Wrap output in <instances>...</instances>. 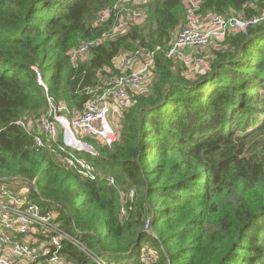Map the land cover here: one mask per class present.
I'll return each instance as SVG.
<instances>
[{
	"label": "trees",
	"instance_id": "trees-1",
	"mask_svg": "<svg viewBox=\"0 0 264 264\" xmlns=\"http://www.w3.org/2000/svg\"><path fill=\"white\" fill-rule=\"evenodd\" d=\"M119 1L0 0V188L54 212L108 264H143L144 247L157 255L153 264H264V21L213 39L200 50L209 53L206 72L192 78L180 60L157 54L149 83L111 116L114 146L86 137L97 155L78 153L115 185L82 177L37 149L38 132L15 124L46 112L48 97L70 116L82 112L104 68L125 52L167 49L185 20L183 0L150 1L142 24L74 66L69 53L110 30L114 17H97ZM201 1L207 16L249 21L264 11V0ZM62 255L94 264L67 242Z\"/></svg>",
	"mask_w": 264,
	"mask_h": 264
},
{
	"label": "built area",
	"instance_id": "built-area-1",
	"mask_svg": "<svg viewBox=\"0 0 264 264\" xmlns=\"http://www.w3.org/2000/svg\"><path fill=\"white\" fill-rule=\"evenodd\" d=\"M151 0H128L134 2L129 8L115 5L112 9L98 14V23L114 22L109 31L101 38L83 43L69 53L74 66L79 61L90 58V49L99 43L113 40L126 29L124 15L131 21H142L147 15L143 7ZM133 5V6H132ZM185 21L174 34L167 49L161 46L152 50L138 49L120 54L115 61V69L107 71V79L97 89H87L91 98L82 112L70 116L65 105L56 106L47 98L49 107L36 119L25 115L15 123L28 131H36L37 149H50L68 167L90 180H104L110 185L116 184L115 177L99 174L93 166L78 153L97 155L83 138H98L112 148L117 136L111 122L112 105L126 108L133 104V94L139 93L149 83L159 52H164L168 59L180 60L189 69L204 65L205 58L200 50L209 46L213 39L224 38L232 31H246L249 25L264 21V11L249 21L239 18H227L213 14L209 16L207 27L199 19L201 0H185ZM201 25V27H200ZM125 28V29H124ZM128 28V26H127ZM108 68V67H107ZM39 85L48 91L39 68L32 67ZM197 73V71H195ZM46 138V142L43 139ZM1 155V149H0ZM134 191L130 192L133 199ZM122 214L126 211L123 209ZM56 214L45 210L41 205L29 202L18 189L0 188V264H72L62 255L64 243L75 246L94 264H108L104 256L86 247L76 236L70 234L56 222ZM151 218L145 222V231L150 232ZM157 255L150 248L144 247L141 255L143 264H153Z\"/></svg>",
	"mask_w": 264,
	"mask_h": 264
},
{
	"label": "rangeland",
	"instance_id": "rangeland-1",
	"mask_svg": "<svg viewBox=\"0 0 264 264\" xmlns=\"http://www.w3.org/2000/svg\"><path fill=\"white\" fill-rule=\"evenodd\" d=\"M151 1H153V0H151ZM183 6H184V10H185V8H186V6H185V0H183ZM131 4H134V2H128V0H120L116 5H118V6H124L125 8H129V6L131 5ZM133 6V5H132ZM200 11H201V9L199 10V13H198V15H199V19H200V21L202 20V23L203 24H201L202 26H205V27H207V24L210 22V19H209V16H207V15H202V14H200ZM186 15V14H185ZM230 18H236V17H230ZM124 20H125V23H126V29L122 32V34H120L119 36H123V35H125L129 30H130V28H131V26L132 25H140V24H142L143 22L142 21H131L130 22V18H128V17H126L125 15H124ZM185 21V20H184ZM97 22H98V17H97ZM201 25H200V27H201ZM127 26H128V28H127ZM184 26V25H183ZM182 26V27H183ZM106 33V32H105ZM118 37V36H117ZM116 37V38H117ZM201 54H203L205 57H207L206 58V60L209 58V53L206 51V49L203 51V53H199V55H201ZM209 60V59H208ZM208 60H207V63H206V65L204 66H201V67H199V68H192L191 70H192V76H190V78H192V77H195V76H197V74H203L204 72H206L205 71V68L207 67V65H208ZM203 67V68H202ZM115 68H112V67H110V68H106V70L107 71H109V70H114ZM199 69H200V71H199ZM195 71H197V73H195ZM101 81H102V83L104 84V82H105V80L107 79V73L105 72V70H103L101 73ZM189 78V77H188ZM90 90H93L92 88H90ZM122 111V109L121 108H118L117 106H115V105H112V114H114V113H117L118 112V114L120 115V112ZM118 121L115 117H114V119H113V121ZM114 121V125H115V127H116V124H117V122H115ZM83 140H84V142H86L85 141V138H83ZM87 143V142H86ZM82 156L83 157H86L87 156V153H82ZM12 185H14V186H19L20 185V183H12ZM125 195V191H123V196ZM130 197L129 196H127L126 197V201L129 199ZM126 201H124L125 202V205L127 204V202ZM145 243H142V245H144ZM151 250H152V248L151 247H149Z\"/></svg>",
	"mask_w": 264,
	"mask_h": 264
}]
</instances>
